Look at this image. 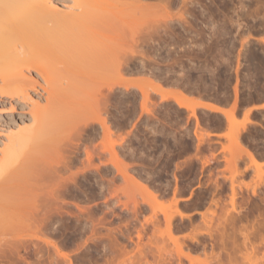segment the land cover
Here are the masks:
<instances>
[{
  "label": "rangeland",
  "instance_id": "374dc122",
  "mask_svg": "<svg viewBox=\"0 0 264 264\" xmlns=\"http://www.w3.org/2000/svg\"><path fill=\"white\" fill-rule=\"evenodd\" d=\"M57 1L61 8L69 3ZM166 1L141 0L162 7ZM192 1L191 7H183L178 0L166 9L174 21L171 36L185 43L164 47L159 56L148 49L150 70L159 80L136 72L128 75L148 92L147 106L153 114L141 113L139 91L117 89V96L126 103L119 105L120 110H110L113 134L109 143L114 145V159L103 151L106 140L100 126L94 123L92 130L88 122L84 124L90 111L80 82H72L70 93L81 97L73 111L62 102L68 94L65 80L49 81V90L63 95L59 102H49L45 93H34L28 87L38 101L32 112L31 105L23 102L9 110V102L15 100L0 96V150L8 136L32 126V115L53 119L43 132L36 131L32 143L41 147L28 170L18 174L21 178L42 172L48 176L51 162L53 165L59 157L69 161L62 171L66 182L60 189L61 201L46 205L45 213L37 211L34 218L27 206L20 218L10 214L5 222L0 221V264H66L60 254L67 255L72 264H177L176 245L164 233L165 215L171 219L176 242L190 245L188 238L194 230L203 231L202 217H210L211 211L221 214L224 209L232 212L234 221L228 229L231 260L222 253L223 264H264V110H237L239 98L256 97L264 91V0ZM96 2L111 4L108 9L113 13L118 7H127L122 5L126 0ZM161 13L154 7L145 20L150 24L161 19ZM180 15L190 24H178ZM61 64L63 60L45 67L55 69ZM136 64L132 71L138 69ZM190 66L197 69L188 70ZM30 78L36 84L46 83L35 72ZM161 79L188 84L192 93L166 86ZM154 85L168 95L182 94L190 104L228 107L224 110L228 121L222 114L200 107L193 112L178 108L171 98L162 103ZM74 111L78 116L71 114ZM198 131L203 134L201 141L194 134ZM85 149L93 155L90 165ZM117 164L126 178L117 171ZM232 189L239 213L232 211ZM216 223L215 217L213 225ZM35 224L38 233L30 237L29 228ZM253 225L257 233H252ZM247 233L250 239L245 244ZM199 236L206 253L192 252V264H202L211 255L213 241L204 231ZM42 240L51 241L60 254ZM19 243L27 245L28 251L10 253L9 248ZM219 251L216 244L213 253Z\"/></svg>",
  "mask_w": 264,
  "mask_h": 264
},
{
  "label": "bare ground",
  "instance_id": "6f19581e",
  "mask_svg": "<svg viewBox=\"0 0 264 264\" xmlns=\"http://www.w3.org/2000/svg\"><path fill=\"white\" fill-rule=\"evenodd\" d=\"M96 1L98 0H69V3L61 8L57 0H0V96L15 100L14 103L9 102V110H14V104L23 102L26 106L31 105L30 111L32 112V109L38 106V101L33 100L28 93V87H31L34 93H45L46 100L49 102L51 99L59 102L63 95H56L53 90H49L51 86L49 81L53 83L65 80L67 89L64 88V91L66 90L68 94L66 100L62 102L68 106L69 111H73L80 105L81 97L76 92L70 93L74 89L72 82H80L84 86L82 92L87 95L85 106L90 111L84 124L88 122L87 126L92 130H94V123L100 126L103 138L106 140L103 144V151L114 159V145L109 143L113 134L109 123L110 110L112 108L120 110L119 105L126 103L120 96H117V89H123L128 93L134 92L132 91L134 89L139 91L141 113L153 114L147 106L148 92L128 75L136 72L144 74L147 78L158 79L157 75L150 70L148 49L154 54L158 53L159 56L164 47L181 46L185 40H175L171 36L174 21L173 16L166 11L178 0H167L163 7L148 5L142 3L141 0H126L127 2L122 5L127 7L125 9L118 7L115 13L108 9L112 7L111 4L101 5ZM181 3L186 8V6L191 7L193 1L181 0ZM154 7L161 9V19H154L149 24L145 16L147 11ZM177 21L178 24H190L182 15ZM60 60H63V64L55 69L52 66L51 71L48 72L50 69H46V64L50 62L53 65ZM135 61L139 67L137 66L138 69L132 71ZM192 67L197 69V66ZM192 67L187 69L190 70ZM180 70L184 71L183 67ZM32 72L44 80L45 85L33 82L30 78ZM161 81L168 84L166 86L192 93L188 84L184 85L176 80L161 79ZM153 89L154 92L160 94L162 103L171 98L178 108L193 112L195 107H200L199 110L218 112L228 121L227 112L221 107L223 105L190 104L182 94L168 95L161 90L159 85H154ZM233 91L232 101L235 103L237 92L236 89ZM116 97L119 99L113 102V98ZM263 97L264 91L256 97L239 98L237 110H244L249 105H251L250 109L257 108L255 103L258 101L255 100ZM71 114L78 116L76 111ZM52 120V118L43 119L41 115H32V126L29 129H24L6 138L7 143L3 144L0 150V221L5 222L10 214L13 217L19 215L20 218L21 211L28 209L27 206H30L28 210L31 209L30 214L34 218L37 211L39 214L48 208L46 205L50 206L52 202L62 200L60 196L63 190L61 193L60 189L65 187L66 182V179L62 177V171L68 168L69 162L64 157L56 159L53 165V162L50 163L51 174L48 176L44 175L45 173L42 174L43 172L38 175L29 173L31 177L28 175L21 178L18 175L28 170L29 162L34 158L35 151H39L41 147L40 144L32 143L36 131L43 132ZM194 134L198 141L203 139L200 131ZM247 156L251 162H254L250 154L247 153ZM85 158L87 164L90 165L93 158L92 152L85 149ZM111 163L116 165L114 161ZM116 169L126 178L119 164ZM15 178L18 180L12 183ZM235 196L234 189H232L231 205L234 212H236L233 205ZM210 214V217H202L203 231L213 243L210 248L211 255L205 256L202 264H223L222 253H225L230 262L228 244L231 240L228 229L230 225H233L234 216L226 209L221 210V214L218 215L215 211H211ZM27 217H29L28 214L25 216V221L29 219ZM215 217L217 223L213 225ZM165 218L164 233L176 245L177 264H182V258L189 260L192 264L193 260L190 255L192 252L206 253V245L202 243L199 236L203 232L202 228H196L193 235L188 238L190 245L178 244L172 235L171 219L167 215ZM252 229V233H257V226L253 225ZM37 231V224L31 225L29 233L32 234L29 236H35ZM137 238L141 239L140 234ZM249 239V233L244 235L245 244ZM42 242L47 248L51 246L57 254H60L51 241L42 240ZM216 244L220 251L213 253ZM27 247L24 243L15 244L9 248V252L19 254L20 250L28 251ZM60 257L66 264H72L67 255L60 254ZM161 258L162 256L159 257L160 261L164 263L165 260Z\"/></svg>",
  "mask_w": 264,
  "mask_h": 264
},
{
  "label": "crops",
  "instance_id": "0c3cea01",
  "mask_svg": "<svg viewBox=\"0 0 264 264\" xmlns=\"http://www.w3.org/2000/svg\"><path fill=\"white\" fill-rule=\"evenodd\" d=\"M255 104L258 106L257 108L250 109L251 105H249L244 110L248 111L250 109L249 112H254L252 110H264V99L260 102L255 103ZM224 110H228V107H225Z\"/></svg>",
  "mask_w": 264,
  "mask_h": 264
}]
</instances>
